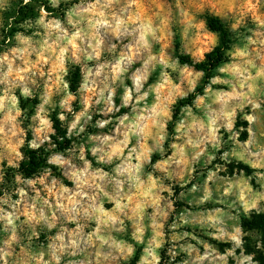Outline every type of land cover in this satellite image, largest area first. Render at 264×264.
<instances>
[{
	"label": "clouds",
	"instance_id": "obj_1",
	"mask_svg": "<svg viewBox=\"0 0 264 264\" xmlns=\"http://www.w3.org/2000/svg\"><path fill=\"white\" fill-rule=\"evenodd\" d=\"M0 264H264V0H0Z\"/></svg>",
	"mask_w": 264,
	"mask_h": 264
}]
</instances>
